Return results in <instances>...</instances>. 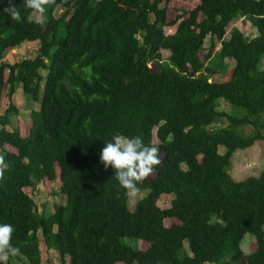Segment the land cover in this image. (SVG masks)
I'll list each match as a JSON object with an SVG mask.
<instances>
[{"label": "trees", "instance_id": "1", "mask_svg": "<svg viewBox=\"0 0 264 264\" xmlns=\"http://www.w3.org/2000/svg\"><path fill=\"white\" fill-rule=\"evenodd\" d=\"M163 3L42 0L41 13L23 0H0V110L6 87L10 100L0 114V222L13 225L18 249L6 264H44L39 233L60 264H264V171L244 181L230 173L237 151L264 142V0H199L173 23ZM241 18L258 34L243 40L229 70L216 41ZM169 25L175 34L165 33ZM25 43L40 44L34 59L3 62ZM20 87L40 104L26 136L8 128L19 115ZM220 100L247 115L220 110ZM121 110L123 126L105 117ZM156 129L157 175L138 182L137 193L149 195L132 210L99 152L107 135L151 146ZM58 177L67 201L56 222L38 213L25 189ZM163 195L173 196L169 209L149 203ZM167 219L179 224L167 227ZM247 235L257 243L248 256Z\"/></svg>", "mask_w": 264, "mask_h": 264}, {"label": "rangeland", "instance_id": "2", "mask_svg": "<svg viewBox=\"0 0 264 264\" xmlns=\"http://www.w3.org/2000/svg\"><path fill=\"white\" fill-rule=\"evenodd\" d=\"M199 6V0H164L162 8L167 9L168 22L173 23L176 21L177 17L183 13H189L195 10ZM188 17V14L186 15ZM33 19L43 20L39 14L32 16ZM176 26H168L165 29L167 35H173L176 32ZM258 34L257 30L251 25V23L246 19H239L234 21L227 28V35L223 42H217V52H224L227 56V65L229 70L232 69L235 65L234 58L241 57L243 53V40L251 39L256 37ZM213 40L207 38L205 41L204 51L201 53L202 60H205L207 57L211 43ZM39 43H25L19 48L8 51L4 62L15 64L21 62L25 59H34L37 55V50L39 48ZM169 51H162L163 60L170 58ZM260 69H264V56L260 63ZM214 81L222 80L220 77L213 78ZM229 76H225L223 81H228ZM8 88L4 90V97L2 100V108L0 114H3L9 105V98L7 96ZM13 103L16 108L19 110V115L15 116L13 123L8 127L9 130H19V132L26 136L29 134L31 128V114L34 111L40 110V104L38 101L34 100L31 96L25 95L22 88H19L16 94L13 97ZM220 110L227 112L232 116L242 118L247 115V111L243 108H236L229 104H226L223 100L219 101ZM111 122L118 124L119 126L125 125L126 113L121 111H111L105 115ZM113 136L117 135H107L108 139H111ZM160 141L157 138V129L154 130L153 144L151 146L159 145ZM222 151L221 154H223ZM264 171V142H258L253 147L246 150H239L232 159V169L231 175L236 181H244L250 177H258ZM57 174L59 176V168L57 167ZM157 173L152 172L146 180H154ZM62 183L58 179L54 182L45 180L41 183H36L33 188H26L25 192L34 199L37 205L38 213L44 215H54L56 217V222L58 221V215L60 207L66 204V197L62 195L60 188ZM148 192L136 193L135 195H130L129 207L134 210L138 201L148 197ZM173 200L172 195H163L159 200L150 199L149 203H155L160 210H166L171 207ZM57 224V223H56ZM174 224H179V221L176 219H167L165 220V225L171 227ZM57 228V225H56ZM41 240L40 248L42 252V261L44 264H60V257L57 252L48 250L45 243L42 240V235L39 233ZM132 247L140 250H147L150 247V244L145 241L131 242L129 239L126 241ZM257 246L256 238L254 235H247L242 244V251L246 256L250 255L255 251ZM184 247L189 251V245L186 241ZM70 263V261L68 260ZM126 264V263H118Z\"/></svg>", "mask_w": 264, "mask_h": 264}, {"label": "clouds", "instance_id": "3", "mask_svg": "<svg viewBox=\"0 0 264 264\" xmlns=\"http://www.w3.org/2000/svg\"><path fill=\"white\" fill-rule=\"evenodd\" d=\"M27 8L43 12L42 0H23ZM12 17L17 13L10 8ZM99 160L105 170L109 167L115 174L119 186L125 189L128 195H135L138 191V182L146 179L160 163L158 149L147 146L138 136H113L110 141L103 143L99 152ZM14 232L13 225L0 222V264H6L9 255H16L18 249L11 243Z\"/></svg>", "mask_w": 264, "mask_h": 264}, {"label": "crops", "instance_id": "4", "mask_svg": "<svg viewBox=\"0 0 264 264\" xmlns=\"http://www.w3.org/2000/svg\"><path fill=\"white\" fill-rule=\"evenodd\" d=\"M4 62V61H3ZM4 63H6V62H4ZM21 88V87H20Z\"/></svg>", "mask_w": 264, "mask_h": 264}]
</instances>
